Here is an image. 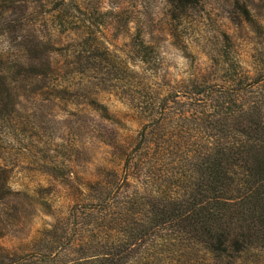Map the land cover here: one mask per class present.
Masks as SVG:
<instances>
[{
	"label": "trees",
	"instance_id": "obj_1",
	"mask_svg": "<svg viewBox=\"0 0 264 264\" xmlns=\"http://www.w3.org/2000/svg\"><path fill=\"white\" fill-rule=\"evenodd\" d=\"M251 2L232 0L233 27L262 25ZM42 3L0 0V264H264V48L255 49L259 62L247 74L236 72L228 48L218 50L211 59L226 66L229 78L218 92L201 91L207 81L195 78L187 80L188 93H179L200 105L185 102L176 111L178 95L169 92L158 104L146 103L142 112L139 107L145 125L130 151L118 139L106 141L95 126L100 142L123 154L120 172L80 185L65 215L49 211L53 223L38 232L25 253L4 245L18 211L11 202L29 197L13 189L8 151L1 146L18 132L16 123L25 132L38 122L35 113L19 118L26 112L24 102L51 105L73 102L67 98L74 96L59 84L68 73L56 69L52 54L60 50L46 35ZM168 4L169 35L178 40L185 27L181 16L198 0ZM91 29L85 27L86 38ZM138 46L145 62L150 45ZM104 60L90 51L65 55L62 63L75 67L66 72L84 75ZM200 94L205 97L197 99ZM92 107L107 114L96 100ZM193 113L209 116L200 119L199 132L171 125ZM136 178L138 185L132 186Z\"/></svg>",
	"mask_w": 264,
	"mask_h": 264
},
{
	"label": "rangeland",
	"instance_id": "obj_2",
	"mask_svg": "<svg viewBox=\"0 0 264 264\" xmlns=\"http://www.w3.org/2000/svg\"><path fill=\"white\" fill-rule=\"evenodd\" d=\"M168 3L169 0H43L40 13L46 35L61 51L52 54L56 69L68 73L67 80L59 84L68 86L74 96L67 98L73 102L56 101L51 105L24 102L22 111L26 112L19 118H33L35 113L38 122L29 124L25 132L16 123L18 132L1 146L8 151L5 157L13 169V189L25 190L29 197L11 202L18 211L9 221L4 241L8 249L25 253L38 232L53 223V214L63 216L68 212L80 185L108 175L109 171L120 172L123 154L100 142L95 126L104 131L106 141L118 139L130 151L145 125L139 107L150 102L158 104L169 92L172 97L178 95L175 99L179 103L172 102L175 109L183 108L185 102L200 105L179 97V93L189 92L187 80L195 78L207 81L199 88L201 91L218 92L220 83L229 79L226 66L211 59L218 50L228 48L236 72L255 71L254 64L259 62L255 49L264 48V0H252L250 4L252 15L262 25H244L240 29L231 24L235 9L232 0H198L197 6L181 16L185 27L178 40L169 35ZM87 25L94 31L89 38ZM142 42L150 45L145 62L138 54ZM90 51L106 57L101 67L90 74L87 70L84 75L66 72L65 68L75 71V67H65L69 65L62 63L65 55ZM260 62L264 65V60ZM202 95L197 99H203ZM95 100L106 107L107 114L93 109ZM204 117L209 119L206 113H193L171 125L199 132L200 119ZM61 169L69 173L62 174ZM131 184L138 185L137 178ZM42 202L51 210L40 206ZM49 211L53 214L49 215Z\"/></svg>",
	"mask_w": 264,
	"mask_h": 264
}]
</instances>
